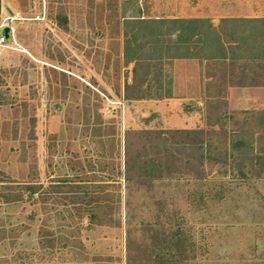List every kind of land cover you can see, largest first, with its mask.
Returning <instances> with one entry per match:
<instances>
[{
  "label": "rangeland",
  "instance_id": "obj_1",
  "mask_svg": "<svg viewBox=\"0 0 264 264\" xmlns=\"http://www.w3.org/2000/svg\"><path fill=\"white\" fill-rule=\"evenodd\" d=\"M175 1L0 0V264H264V0L198 18L224 58L128 62Z\"/></svg>",
  "mask_w": 264,
  "mask_h": 264
},
{
  "label": "trees",
  "instance_id": "obj_2",
  "mask_svg": "<svg viewBox=\"0 0 264 264\" xmlns=\"http://www.w3.org/2000/svg\"><path fill=\"white\" fill-rule=\"evenodd\" d=\"M235 19H220L221 22L233 21ZM131 31L124 41V56L132 53L128 62L135 60H175L196 59L211 60L214 57L207 54L205 48L209 42L217 47L224 58L222 44L219 36L207 19H144L139 17L130 18ZM130 39V40H129ZM140 40V43L138 42ZM148 46L150 52L157 57H139L137 51ZM160 48V49H159ZM205 53H204V52ZM164 57H160L161 54Z\"/></svg>",
  "mask_w": 264,
  "mask_h": 264
},
{
  "label": "crops",
  "instance_id": "obj_3",
  "mask_svg": "<svg viewBox=\"0 0 264 264\" xmlns=\"http://www.w3.org/2000/svg\"><path fill=\"white\" fill-rule=\"evenodd\" d=\"M190 1V2H189ZM176 4H181L180 8L178 9L180 12L183 13H187V14H197V12L203 14V16H186V17H177L176 19H198V18H203L204 15H208L209 13H213L216 12V4L215 1L213 0H196V2L194 3V1L192 0H176L175 1ZM226 8L224 9L225 11L230 10L231 6H225ZM195 59H177L176 61H178L177 66L179 67L178 73L182 74L184 73L183 70V66H185L186 68L189 66L190 62H193ZM187 77V76H186ZM187 80L190 79H186L185 81H183V78H179V80L176 82V87L174 89H176L177 91H180L182 93L185 94V92H191L193 91V87H190L192 84L190 83V81L187 82ZM186 87V88H185ZM166 102H168V106L165 107V110L167 112L170 111V107H171V102H174L175 104H178L179 106H181L182 104H184L187 100H191V98H187L183 95L181 96H176V97H170L165 99ZM181 111V110H180ZM167 121L169 123H179V124H183L184 120H186L188 118V115L183 114L176 116V118L174 117V114L169 115L167 114Z\"/></svg>",
  "mask_w": 264,
  "mask_h": 264
},
{
  "label": "water",
  "instance_id": "obj_4",
  "mask_svg": "<svg viewBox=\"0 0 264 264\" xmlns=\"http://www.w3.org/2000/svg\"><path fill=\"white\" fill-rule=\"evenodd\" d=\"M9 15H11L10 12H9ZM9 31H10V28L8 26H4L0 29V34L4 37V39H7L9 36Z\"/></svg>",
  "mask_w": 264,
  "mask_h": 264
},
{
  "label": "built area",
  "instance_id": "obj_5",
  "mask_svg": "<svg viewBox=\"0 0 264 264\" xmlns=\"http://www.w3.org/2000/svg\"><path fill=\"white\" fill-rule=\"evenodd\" d=\"M5 41H6V39H4V37L0 34V47H2L4 45Z\"/></svg>",
  "mask_w": 264,
  "mask_h": 264
}]
</instances>
